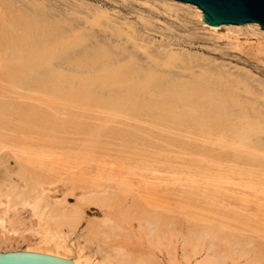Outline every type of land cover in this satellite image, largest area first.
I'll return each mask as SVG.
<instances>
[{
    "label": "bare ground",
    "instance_id": "1",
    "mask_svg": "<svg viewBox=\"0 0 264 264\" xmlns=\"http://www.w3.org/2000/svg\"><path fill=\"white\" fill-rule=\"evenodd\" d=\"M161 2L164 10L154 2L151 5L181 21L172 28L191 31L196 17L214 43H206L203 54L187 47L176 49L172 42L161 45L164 51H156L136 30H127L124 23L117 26L108 20L107 11L84 0H0V96L24 87L48 89L44 83L51 79V89L66 91L65 96L57 95L70 103L81 99L90 105L98 97L114 107L166 110L181 121L188 116L185 123L198 124L197 129L209 137L215 130L224 135L227 124L241 129L248 124L256 146L241 142L234 147L241 139L234 132V151H222L217 157L233 164L214 179V187L228 190L222 184L239 175L245 176L240 179L243 184L259 185L264 193V29L259 23L210 25L197 5ZM58 62L65 68L56 67ZM14 125L0 124V128L19 127ZM28 125L20 126L22 136L0 138V207L7 206L0 208V230L19 233L18 227L39 217L42 236L37 245L44 246L30 250L63 259L66 254L61 250L73 252L64 227L74 234L85 215L82 204L68 201L83 189L81 201H102L105 209L102 219L87 220L85 233L79 236L87 245L80 247L74 264H83L81 260L86 264H264L261 217L247 215L249 206L234 215L214 217L206 203L221 200L208 193L209 182L192 178L176 186L161 169L117 171L113 165L106 169L107 162L100 160L95 182L83 180L79 185L78 175L89 169L81 165L91 159H79L75 146L55 139L56 127ZM189 164L202 170L198 161ZM232 193L226 199L229 205L246 201L235 190ZM27 205L31 210L19 208ZM9 240L6 244L0 238V252L15 248L17 242ZM86 249L104 251L102 260L95 263Z\"/></svg>",
    "mask_w": 264,
    "mask_h": 264
},
{
    "label": "rangeland",
    "instance_id": "2",
    "mask_svg": "<svg viewBox=\"0 0 264 264\" xmlns=\"http://www.w3.org/2000/svg\"><path fill=\"white\" fill-rule=\"evenodd\" d=\"M84 1L94 4L97 10L107 11L108 20L111 19V22L117 23V26L124 23L127 30H136L142 36V40H145L151 48L155 47L156 51H164V47L162 49L161 45L164 44L165 46V44L172 42V46L176 49L180 50L187 47L191 48V52L203 54L204 45L214 43L211 32L201 25L196 17L192 18L194 23H191V31L176 29L181 21L163 14L158 9H165L161 1L170 4V0ZM153 2L158 7L157 9L151 5ZM172 25L176 27L172 28ZM180 43H183V45ZM156 46H160L159 49ZM56 67L64 69L65 65L58 62ZM257 76L262 77L258 72ZM59 85L56 86L59 88ZM44 86L48 89L42 87L41 90H38L39 86H36V89L29 90L24 87L18 88L16 93L0 96V124L19 126L13 127L12 130L8 127L0 128L2 131L0 138L4 136H22L23 134H19L21 127L29 126L28 124H30V127H36L39 124L45 129L46 127L51 129L56 127L57 135L55 139L62 138L68 144L75 146L79 159L83 161L84 159H91V162H83L81 165V168L88 167L89 169H87V173L78 175L79 179L76 182L79 185L83 183V180H87L91 184L95 182L100 173L97 166L100 160L107 162L106 169H112L111 166L113 165V169L117 171H127L128 168H133V173H148L152 169H161V174L171 178L174 183L177 182L176 186L185 185V180H191L192 178L199 183L209 182L208 193L214 196L219 195L221 200L206 203L207 207L214 212V217H221V214L224 213L234 215L237 211H243L246 206H249L248 211L245 212L255 220L261 217L262 221L259 227L264 230V199H262L264 193L261 186L245 185L240 181L245 176L233 175L231 171H227L225 174L233 175L232 183L222 184L228 187V190L214 187V183L217 184L214 179L219 178V173L223 172L224 169H229V165L233 164L230 160L229 162L222 161L218 160L217 157L222 151H234V148H231V141H233L231 136L235 134L234 132H238L235 134L238 138L241 137L240 142H237L234 147L242 145L241 142L256 146L253 144L255 136L252 127L248 124H242V129L238 125L227 124L228 127L225 129L226 133L224 135H220L215 130L211 132L213 135L209 137L202 130L197 129L199 128L198 124L185 123L188 116L183 117L181 121L180 116L171 117L172 114L166 110L142 111L141 109L114 107L108 100L102 101L98 97L90 101V105H85L81 99H77L80 103H70L64 98L66 91L54 92L51 89V79H48ZM60 92H64V96L57 95ZM15 103L19 105V110H15L18 108ZM204 125L211 126V124ZM239 125L241 126V124ZM261 154L264 155V152L262 151ZM117 158L124 161L125 165ZM112 159H114V163H112ZM191 161H198L202 166V170L189 164ZM12 164V166L15 165L13 159ZM174 166H176L175 170ZM195 173L199 176H195ZM258 180L257 176L254 177V181ZM58 185L67 190V185H64V182H59ZM233 190L236 191L238 197L244 198L246 201H243L242 204L233 202L232 205H229L226 199L228 196L234 195ZM84 191L83 189L76 190V194L70 196L68 203L82 204L85 218L78 225L74 234L70 233L67 227H64V233L68 236L67 243L73 252L67 253L63 250L61 252L66 254L63 255L66 256L64 259H72L73 263H75L74 258L79 256L80 247L87 245L86 239L79 238L81 234L85 233L87 220L102 219L104 217L102 210L105 209V206H101L102 201L100 203L96 200L81 201ZM56 194L59 199L63 198L61 193ZM204 198V196H201V200ZM6 207V205H3L0 208L5 209ZM23 207L31 210V206H19L20 209ZM38 219L39 217H34L33 223L21 227L16 226L19 228V233L5 232V234L0 230V238L6 244L10 241L9 239L17 242L14 249L4 250L3 252H38L30 250L31 248L44 246L43 244L37 245L42 236L40 232L42 225ZM242 220L245 221L246 219ZM135 223L137 224V221ZM6 225L9 227L8 223ZM3 247L6 248L7 246L3 245ZM101 252L104 251H98V253L91 249L84 251L87 256L93 257L95 263L102 260L103 255ZM160 256V260L163 262L165 258L162 255ZM81 262L86 264L84 260H81Z\"/></svg>",
    "mask_w": 264,
    "mask_h": 264
},
{
    "label": "water",
    "instance_id": "3",
    "mask_svg": "<svg viewBox=\"0 0 264 264\" xmlns=\"http://www.w3.org/2000/svg\"><path fill=\"white\" fill-rule=\"evenodd\" d=\"M203 10V20L215 26L259 23L264 29V0H179ZM0 264H74L71 260L36 252H0Z\"/></svg>",
    "mask_w": 264,
    "mask_h": 264
}]
</instances>
